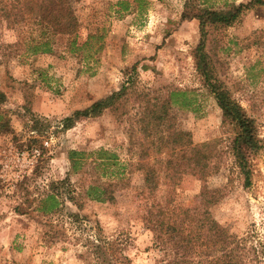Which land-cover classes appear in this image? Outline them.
I'll return each mask as SVG.
<instances>
[{"label": "rangeland", "instance_id": "obj_1", "mask_svg": "<svg viewBox=\"0 0 264 264\" xmlns=\"http://www.w3.org/2000/svg\"><path fill=\"white\" fill-rule=\"evenodd\" d=\"M184 1L77 0L79 28L66 36L53 34L36 16L4 18L2 8L16 1L0 0V91L6 97L0 109L9 118L8 129L0 132V264H97L86 246L96 230L117 240L129 264H158L163 253L142 224L143 208L169 196L177 206L196 204L203 185L221 189L209 207L213 219L254 246L264 264V4L245 8L227 28L210 29L205 43L216 79L261 139L244 187L228 149L233 131L222 124L194 67L199 28L196 20L181 19ZM199 2L217 9L249 0ZM130 72L139 89L187 93L192 105L173 107L176 127L189 132L194 144L217 141L222 151L216 173L205 181L183 176L169 192L160 179L147 198L137 159L128 152L136 107L126 114L106 110L65 128V118L118 90ZM72 151L83 153L76 174L70 172ZM101 151L115 156L100 178L118 183L114 202L83 201L77 211L64 200L50 222L39 216L35 208L49 186L65 181L60 189L72 190L87 184L91 161ZM72 211L82 224L72 221Z\"/></svg>", "mask_w": 264, "mask_h": 264}, {"label": "trees", "instance_id": "obj_2", "mask_svg": "<svg viewBox=\"0 0 264 264\" xmlns=\"http://www.w3.org/2000/svg\"><path fill=\"white\" fill-rule=\"evenodd\" d=\"M15 1L10 8H2L4 18L9 19L17 14L22 19L24 15L36 16L53 34L72 36L78 31L79 22L73 6L77 0ZM254 3L261 5L264 0H249L237 5L230 2L217 9L203 6L199 0H185L181 12L182 20H196L198 23L199 41L192 51L194 67L221 111L222 124L233 131L228 149L233 167L242 178L244 187L250 185L251 163L261 148V139L253 120L216 79L212 62L205 51V43L210 29L231 26L239 19L242 10ZM131 72L118 90L65 118V128L71 123L98 117L106 110H120L121 114H126L128 108L136 107L130 121L128 152L137 159L136 169L141 172L143 179L142 193L147 198L154 195L160 179H163L169 192L183 176L205 181L216 173L222 151L217 147V141L194 144L189 132L176 127L173 107H190L193 102L186 96L187 93L180 90L165 91L163 87L139 89ZM5 100V94L0 91V107ZM8 127L9 118L0 109V132ZM99 153L101 155L91 161L87 184L78 186L79 189L72 186V190L60 189L65 181L49 186V191L35 208L39 216L50 222L51 217L64 209V200L69 201L77 211L82 209L83 201L114 202L118 183L101 181L100 178L106 175L109 167L115 165V156L105 151ZM82 156L83 153L76 151L69 153L72 174L79 172ZM220 191L203 185L197 194L196 204L177 206L169 196L163 202H152L143 208L142 224L152 234L154 246L163 253L158 264H260L254 246L230 233L211 216L209 207L220 198ZM69 216L78 224L84 222L79 213L72 211ZM119 245L116 239L104 238L99 230H96L93 238H87L86 244L97 264H129Z\"/></svg>", "mask_w": 264, "mask_h": 264}]
</instances>
